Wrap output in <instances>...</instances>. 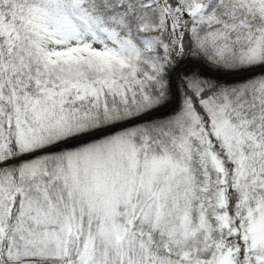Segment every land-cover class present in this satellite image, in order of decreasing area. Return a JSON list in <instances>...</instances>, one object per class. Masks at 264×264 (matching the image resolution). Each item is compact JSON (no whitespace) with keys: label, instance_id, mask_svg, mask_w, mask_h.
Instances as JSON below:
<instances>
[{"label":"snow or ice","instance_id":"snow-or-ice-1","mask_svg":"<svg viewBox=\"0 0 264 264\" xmlns=\"http://www.w3.org/2000/svg\"><path fill=\"white\" fill-rule=\"evenodd\" d=\"M0 264H264V0H0Z\"/></svg>","mask_w":264,"mask_h":264}]
</instances>
